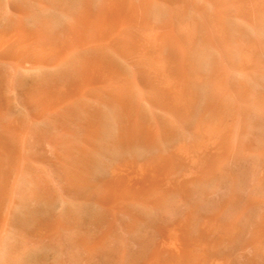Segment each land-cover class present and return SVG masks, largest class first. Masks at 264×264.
I'll return each mask as SVG.
<instances>
[{
    "label": "bare ground",
    "instance_id": "1",
    "mask_svg": "<svg viewBox=\"0 0 264 264\" xmlns=\"http://www.w3.org/2000/svg\"><path fill=\"white\" fill-rule=\"evenodd\" d=\"M93 1L59 36L0 31V49L32 70L74 63L68 85L36 95L40 114L83 100L120 114L124 156L109 150L103 119L93 117L69 175L103 191L144 244L142 254L104 264H264V134L248 139L257 121L264 132V0ZM156 7L169 18L158 22ZM23 142L7 125L2 156L19 159ZM101 168L108 178L97 181ZM198 182L213 190L195 196Z\"/></svg>",
    "mask_w": 264,
    "mask_h": 264
},
{
    "label": "rangeland",
    "instance_id": "2",
    "mask_svg": "<svg viewBox=\"0 0 264 264\" xmlns=\"http://www.w3.org/2000/svg\"><path fill=\"white\" fill-rule=\"evenodd\" d=\"M90 1L0 0V31L43 27L52 37L59 36L73 24L70 18ZM94 1V8H100L102 1ZM18 9L25 14L19 15ZM169 16L166 8H155L158 22ZM0 52V146L7 125L24 134L19 159L7 160L0 152V264H104L118 254H122L118 255L120 260L142 254L143 242L126 229L129 216L110 208L103 191L73 185L69 176L72 165L82 157L85 129L93 117L103 119L107 131L104 143L109 150L124 156L116 147L123 131L118 110L83 100L84 107L68 105L56 114H40L36 95L58 84L68 85L74 63L32 70L11 62L7 49ZM261 124L257 121L249 129L248 139L262 138ZM163 149L167 152L165 146ZM135 154L145 158L157 150H138ZM101 169L96 180L108 178ZM198 184L195 196L201 197L205 188L213 190V185L202 188L200 184V188ZM217 193L222 194V190ZM108 232L110 238L101 245Z\"/></svg>",
    "mask_w": 264,
    "mask_h": 264
}]
</instances>
